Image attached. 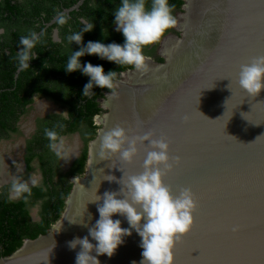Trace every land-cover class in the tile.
Instances as JSON below:
<instances>
[{
  "label": "water",
  "instance_id": "obj_1",
  "mask_svg": "<svg viewBox=\"0 0 264 264\" xmlns=\"http://www.w3.org/2000/svg\"><path fill=\"white\" fill-rule=\"evenodd\" d=\"M177 21L179 34L161 40L163 61H148L143 74L126 71L115 82L116 98L107 94L84 174L59 219L1 256L0 264H75L80 247L70 249L68 242L88 229L67 219L90 214L91 227L99 218L97 204L89 203L96 191L118 192L123 175L143 171L145 145H138L132 163L116 155L101 161L100 137L116 125L130 137H165L169 156L180 158L163 182L174 196L190 189L196 209L191 230L174 245L173 264H264V90L250 97L238 84L240 66L264 55V0H182ZM105 175L115 179L100 184ZM113 219L129 227L123 216ZM140 240L133 230L112 257H98L100 264H140Z\"/></svg>",
  "mask_w": 264,
  "mask_h": 264
},
{
  "label": "flooded vegetation",
  "instance_id": "obj_2",
  "mask_svg": "<svg viewBox=\"0 0 264 264\" xmlns=\"http://www.w3.org/2000/svg\"><path fill=\"white\" fill-rule=\"evenodd\" d=\"M71 1L0 0V28L4 29L0 36V257L18 243L17 248L26 239H32L29 235L38 236L42 229L48 231L59 219L52 221L53 201L68 190L64 210L75 180L84 174L89 143L108 110L104 105L109 89L94 87L85 96L82 92L89 78L80 71L66 72L64 67L72 51L89 41L123 44L124 37L113 23V12L120 0L114 1L113 8L103 10L94 7L96 0H84L77 9L68 10L78 0ZM179 10H173L176 18ZM60 16L64 17L63 24L58 23ZM90 23L94 27L83 33L81 45L68 40ZM30 31L40 35L32 49L36 58L29 62V68L18 70L19 38ZM169 34L179 32L176 28L169 29L163 37ZM163 37L144 48L148 61L160 62V58L163 61L160 54ZM85 62L102 65L105 73L115 71L114 82L133 69H121L95 55L81 57V63ZM93 127L96 130L91 137ZM46 129L55 130L64 138L70 157L67 161L48 148ZM83 157L86 158L83 172L77 174ZM33 174L42 177L40 186L32 187L26 199L9 201L12 178L27 180Z\"/></svg>",
  "mask_w": 264,
  "mask_h": 264
},
{
  "label": "clouds",
  "instance_id": "obj_3",
  "mask_svg": "<svg viewBox=\"0 0 264 264\" xmlns=\"http://www.w3.org/2000/svg\"><path fill=\"white\" fill-rule=\"evenodd\" d=\"M174 7L169 0H120L113 12V23L115 30L124 37L123 44L89 41L79 50L72 51L64 70L69 73L80 71L89 78L84 85L83 95L87 96L93 92L94 87H100L110 90L109 100L115 99V71L105 73L102 65L90 62L82 64L81 57L95 55L102 60L146 73L149 71V58L144 55V48L160 41L169 29L177 27ZM64 22V17L60 16L58 23ZM93 27V23L85 24L82 31L70 35L68 40L81 45L83 33L91 31ZM3 34L4 29L0 28V36ZM39 40L40 35L34 31L19 38L16 55L18 70L30 67L29 62L36 58L32 49ZM238 84L250 97H255L264 90V55L254 57L249 63L240 66ZM108 106L106 102L104 107ZM45 136L49 140L48 148L57 157L67 161L70 157L64 138L55 130L48 129L45 130ZM99 143L98 155L101 161L116 155L121 161L132 163L138 155V145H145L148 150L143 161V171L138 175H129L126 179L123 175L119 181L122 187L118 192L105 191L100 196L96 191V199L89 203L97 204L99 218L91 227L90 214L87 215V220L86 213L78 219H67L70 224L88 229L87 236L76 237L68 242L70 249L80 247L75 264H100L99 256L112 257L124 243V238L130 236L133 230L141 238L140 264H173L174 245L191 230L196 209L195 198L190 189L183 188L174 196L170 187L163 182V177L172 171L174 164H179L180 158L169 156L170 145L165 137L155 138L151 132L130 137L127 129L120 125L103 132ZM105 176L100 184L104 180L115 179L113 176ZM41 180L39 174L30 175L27 180L14 176L10 181L8 200L26 199L31 194L32 187L40 186ZM101 200L102 203H98ZM117 215L123 216L129 227H122L120 219H113ZM61 228L62 222L59 231ZM237 230L238 228H233V231ZM93 252L95 255H92Z\"/></svg>",
  "mask_w": 264,
  "mask_h": 264
},
{
  "label": "trees",
  "instance_id": "obj_4",
  "mask_svg": "<svg viewBox=\"0 0 264 264\" xmlns=\"http://www.w3.org/2000/svg\"><path fill=\"white\" fill-rule=\"evenodd\" d=\"M76 0H72L71 2H75ZM114 1L115 0H96L95 1V5L94 7L97 9V10H103L104 7H109V8H113L114 7ZM86 3V2H85ZM169 3L171 5H174L175 7L174 8H177V9H180L181 8V5H182V0H169ZM83 7H85L86 5H82ZM96 16H99V15H96ZM104 15H101V17H103ZM159 61L161 62L162 59L160 58ZM131 67L129 66H121V69H130ZM98 109H94V112H96ZM95 130H96V127H93V132H92V136L91 137H94L95 135ZM85 157H83L80 161V165L79 167L76 169V173L77 174H82L83 172V168H84V164H85ZM68 194V190L64 191L63 195L60 196V198H55V200L53 201V207H54V214L52 216V221H55L56 219L59 218L60 214L62 213V210H63V201H64V197ZM47 231L42 229L41 230V234L45 233ZM31 238H35L37 235L35 234H32V235H29ZM20 243H18L17 245H15L14 247H12L10 250H8V252L5 253L6 254H9L10 252H12L14 249L17 248V246H19Z\"/></svg>",
  "mask_w": 264,
  "mask_h": 264
},
{
  "label": "snow or ice",
  "instance_id": "obj_5",
  "mask_svg": "<svg viewBox=\"0 0 264 264\" xmlns=\"http://www.w3.org/2000/svg\"><path fill=\"white\" fill-rule=\"evenodd\" d=\"M231 115H232V113H231ZM183 238V237H182Z\"/></svg>",
  "mask_w": 264,
  "mask_h": 264
}]
</instances>
